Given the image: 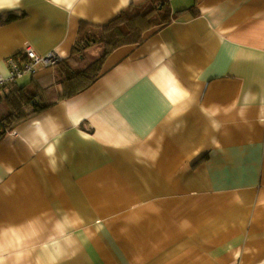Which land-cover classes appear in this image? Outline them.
Masks as SVG:
<instances>
[{
	"label": "crops",
	"instance_id": "1",
	"mask_svg": "<svg viewBox=\"0 0 264 264\" xmlns=\"http://www.w3.org/2000/svg\"><path fill=\"white\" fill-rule=\"evenodd\" d=\"M147 1L0 0V74ZM169 2L0 138V264H264V0Z\"/></svg>",
	"mask_w": 264,
	"mask_h": 264
},
{
	"label": "trees",
	"instance_id": "2",
	"mask_svg": "<svg viewBox=\"0 0 264 264\" xmlns=\"http://www.w3.org/2000/svg\"><path fill=\"white\" fill-rule=\"evenodd\" d=\"M168 4L169 0H149L128 6L100 26L88 28L84 25L78 31L70 55L52 66L51 76L41 80L32 78L24 84L13 81L3 86L0 89L4 108L0 114V138L22 120L49 108L58 98L71 97L90 86L110 52L124 45L140 43L146 30L169 24L173 14ZM15 18V14L9 15V21ZM88 47L99 49L96 58L87 59L85 51ZM56 85L62 88L60 95Z\"/></svg>",
	"mask_w": 264,
	"mask_h": 264
},
{
	"label": "built area",
	"instance_id": "3",
	"mask_svg": "<svg viewBox=\"0 0 264 264\" xmlns=\"http://www.w3.org/2000/svg\"><path fill=\"white\" fill-rule=\"evenodd\" d=\"M58 61L60 58L54 51L46 55H39L27 46L17 56L7 58L8 73L7 75L0 74V89L24 74L34 72L40 66L51 67Z\"/></svg>",
	"mask_w": 264,
	"mask_h": 264
},
{
	"label": "rangeland",
	"instance_id": "4",
	"mask_svg": "<svg viewBox=\"0 0 264 264\" xmlns=\"http://www.w3.org/2000/svg\"><path fill=\"white\" fill-rule=\"evenodd\" d=\"M170 9V2L169 5L167 6ZM98 48H93V47H88L85 51L86 57L88 60H92L94 58H96V56L98 55ZM29 79V77H28ZM27 81V76H25L23 79L19 80V83H25ZM4 108H3V103L0 101V114L3 113Z\"/></svg>",
	"mask_w": 264,
	"mask_h": 264
}]
</instances>
